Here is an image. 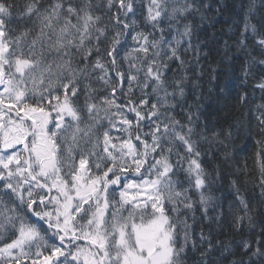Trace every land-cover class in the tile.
<instances>
[{"label":"snow or ice","instance_id":"snow-or-ice-1","mask_svg":"<svg viewBox=\"0 0 264 264\" xmlns=\"http://www.w3.org/2000/svg\"><path fill=\"white\" fill-rule=\"evenodd\" d=\"M137 4L0 0V264H223L216 254L228 251L218 238L225 229L254 228L260 217L264 238V207L232 181L235 199L226 209L203 159L213 144L227 149L236 125L201 123L199 104L182 119L173 114L188 85L199 87L187 57L199 60L193 18L205 20V5ZM249 28L264 49V31ZM128 37L134 46L121 57ZM125 80L127 103L119 104ZM257 87L264 91V80ZM246 103L238 95L234 106ZM256 111L264 206V103ZM240 246L248 264H264V239L255 250Z\"/></svg>","mask_w":264,"mask_h":264},{"label":"trees","instance_id":"trees-1","mask_svg":"<svg viewBox=\"0 0 264 264\" xmlns=\"http://www.w3.org/2000/svg\"><path fill=\"white\" fill-rule=\"evenodd\" d=\"M197 2L205 5L201 8L205 20L201 22L199 15L193 18L199 25L194 33L193 43L195 44L198 39L201 54L198 61L193 58L191 52L188 54L187 59L190 60V64L187 72L190 79L199 82V87L193 88L191 84L188 85L185 98L179 99L173 114L177 119H182L184 110L193 106L192 110L195 111V105L199 104L202 114L201 123L207 120L210 127L218 126L217 122L236 125L227 149L217 144L210 147V154L203 157L205 167L216 177L212 185L215 197L226 209L235 199L236 190L232 186V181H236L240 194L245 199L251 201L255 207L261 208L264 206L260 204L262 199L259 188L260 173L256 155L259 150L256 141L260 139V134L254 117L258 114L257 105L264 103V91L257 87V84L264 80V65L259 63L264 59V49L256 44L255 40L258 37L253 34L251 28L245 32V23L254 25L257 33L264 31V0H197ZM249 4H254L251 12L248 11ZM137 6L139 7V0ZM241 40L244 41V45L239 43ZM225 42L228 45L227 57L224 55ZM133 46L130 37L122 41L120 56L122 57ZM204 53L208 55L205 56ZM171 67L177 69L176 64H172ZM212 68L216 71L213 72ZM246 68L247 75L244 73ZM123 70L127 71L126 63L123 64ZM111 75L115 79V74L111 73ZM167 75L172 77L173 72L169 71ZM95 86L99 87V84ZM127 92L128 82L125 80L123 90L118 88L116 92L117 103H127V97L124 95ZM106 94L107 90L102 89L100 95ZM141 95L140 89L134 83L132 99L137 100ZM238 95H245L247 103L236 108L234 105ZM152 100L154 102L155 97ZM129 116L131 118L132 114ZM104 123L107 126V121ZM144 131H148L147 127ZM208 148L209 145H203V149ZM225 151L229 153L227 158L223 154ZM260 159L264 160V156ZM130 178L139 181L134 174ZM116 199H119L118 192ZM195 215L197 220H200V211ZM191 222L190 219L189 223ZM203 223L204 231L207 232L208 221L205 220ZM260 224L261 218L258 217L254 228L245 225L238 232L230 228L225 229L228 233L227 237L219 235L218 238L225 240L229 247L223 255L216 254L218 259L223 264H232L233 261L238 264L243 258L245 264H248V257L243 255L240 245L243 241H247L255 250L258 242L264 239L261 236ZM213 227L215 229L213 235L220 233L219 228L215 225ZM198 233L199 227H197V238Z\"/></svg>","mask_w":264,"mask_h":264}]
</instances>
